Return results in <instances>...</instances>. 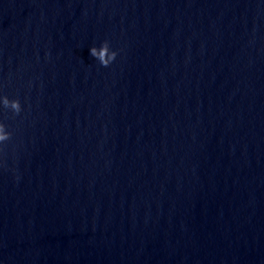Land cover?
<instances>
[{
  "label": "water",
  "instance_id": "obj_1",
  "mask_svg": "<svg viewBox=\"0 0 264 264\" xmlns=\"http://www.w3.org/2000/svg\"><path fill=\"white\" fill-rule=\"evenodd\" d=\"M0 95V264H264V0H0Z\"/></svg>",
  "mask_w": 264,
  "mask_h": 264
},
{
  "label": "clouds",
  "instance_id": "obj_2",
  "mask_svg": "<svg viewBox=\"0 0 264 264\" xmlns=\"http://www.w3.org/2000/svg\"><path fill=\"white\" fill-rule=\"evenodd\" d=\"M89 54L100 61V65L107 67L116 58L117 52L112 50L108 41L101 42L100 48L95 46L89 48ZM0 107L10 108L14 112H19L21 106L18 100H10L8 97L0 95ZM10 133L6 130L3 123H0V144L8 140Z\"/></svg>",
  "mask_w": 264,
  "mask_h": 264
}]
</instances>
